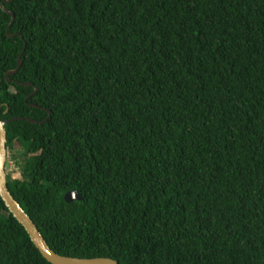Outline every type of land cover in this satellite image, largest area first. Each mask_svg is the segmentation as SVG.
<instances>
[{"label": "trees", "instance_id": "obj_1", "mask_svg": "<svg viewBox=\"0 0 264 264\" xmlns=\"http://www.w3.org/2000/svg\"><path fill=\"white\" fill-rule=\"evenodd\" d=\"M0 118L59 255L264 264V0H0ZM0 264H51L1 195Z\"/></svg>", "mask_w": 264, "mask_h": 264}, {"label": "water", "instance_id": "obj_2", "mask_svg": "<svg viewBox=\"0 0 264 264\" xmlns=\"http://www.w3.org/2000/svg\"><path fill=\"white\" fill-rule=\"evenodd\" d=\"M13 18L11 24L14 22L15 16L12 12L6 11ZM21 54L18 61V68L14 71H11L7 74V78L9 76H13L17 74L22 66V55ZM9 81V79H8ZM26 86H32L31 83L24 84ZM38 89H36V92ZM35 92V93H36ZM32 94L29 98H31ZM34 108H39V106L32 105ZM29 122L36 123V121L32 119H28ZM11 121H2L0 118V195L5 202L9 211L13 214V216L24 226L27 233L29 234L31 240L35 244L36 248L40 251V253L46 258L51 264H119L118 261L111 258H94V259H86V258H74L62 256L56 253L51 249L45 237L41 233L40 229L31 219V217L27 214V212L23 209V207L19 204V202L13 197L11 192L8 189L7 182V173H6V164L8 160V148H7V130L6 126ZM67 202H72L76 200H83V197L77 191H72L65 196Z\"/></svg>", "mask_w": 264, "mask_h": 264}, {"label": "rangeland", "instance_id": "obj_3", "mask_svg": "<svg viewBox=\"0 0 264 264\" xmlns=\"http://www.w3.org/2000/svg\"><path fill=\"white\" fill-rule=\"evenodd\" d=\"M26 154L23 150H19V147H15L12 150L8 149V160L6 164V173L11 175L12 179L22 178V166L26 160ZM9 163V164H8Z\"/></svg>", "mask_w": 264, "mask_h": 264}, {"label": "clouds", "instance_id": "obj_4", "mask_svg": "<svg viewBox=\"0 0 264 264\" xmlns=\"http://www.w3.org/2000/svg\"><path fill=\"white\" fill-rule=\"evenodd\" d=\"M8 174H9V172H8ZM8 174H7V179H8Z\"/></svg>", "mask_w": 264, "mask_h": 264}]
</instances>
